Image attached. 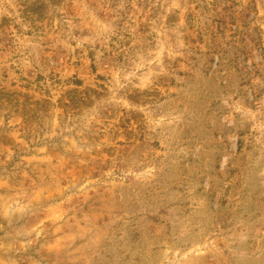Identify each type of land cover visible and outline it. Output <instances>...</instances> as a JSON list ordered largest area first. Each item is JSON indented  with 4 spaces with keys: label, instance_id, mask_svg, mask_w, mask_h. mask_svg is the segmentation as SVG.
<instances>
[{
    "label": "rangeland",
    "instance_id": "rangeland-1",
    "mask_svg": "<svg viewBox=\"0 0 264 264\" xmlns=\"http://www.w3.org/2000/svg\"><path fill=\"white\" fill-rule=\"evenodd\" d=\"M0 264H264V0H0Z\"/></svg>",
    "mask_w": 264,
    "mask_h": 264
}]
</instances>
